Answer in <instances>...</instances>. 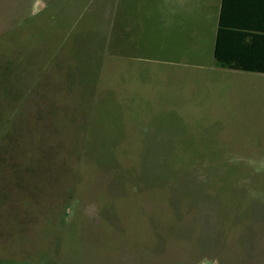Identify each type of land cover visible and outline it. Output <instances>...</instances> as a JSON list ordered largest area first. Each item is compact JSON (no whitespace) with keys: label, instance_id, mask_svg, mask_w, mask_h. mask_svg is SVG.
Instances as JSON below:
<instances>
[{"label":"rangeland","instance_id":"rangeland-1","mask_svg":"<svg viewBox=\"0 0 264 264\" xmlns=\"http://www.w3.org/2000/svg\"><path fill=\"white\" fill-rule=\"evenodd\" d=\"M215 13L0 0V264H264V74Z\"/></svg>","mask_w":264,"mask_h":264},{"label":"trees","instance_id":"trees-1","mask_svg":"<svg viewBox=\"0 0 264 264\" xmlns=\"http://www.w3.org/2000/svg\"><path fill=\"white\" fill-rule=\"evenodd\" d=\"M213 56L219 68L264 74V0H222Z\"/></svg>","mask_w":264,"mask_h":264},{"label":"crops","instance_id":"crops-1","mask_svg":"<svg viewBox=\"0 0 264 264\" xmlns=\"http://www.w3.org/2000/svg\"><path fill=\"white\" fill-rule=\"evenodd\" d=\"M221 2H222V0H216V13H215V20H214V24L216 25L215 39H216V33H217L218 22H219V15H220V9H221Z\"/></svg>","mask_w":264,"mask_h":264}]
</instances>
